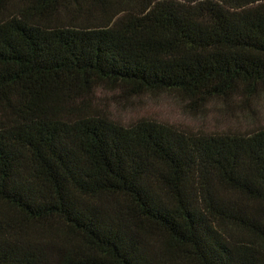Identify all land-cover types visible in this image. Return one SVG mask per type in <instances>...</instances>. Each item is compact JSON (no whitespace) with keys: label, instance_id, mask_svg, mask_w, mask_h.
<instances>
[{"label":"trees","instance_id":"obj_1","mask_svg":"<svg viewBox=\"0 0 264 264\" xmlns=\"http://www.w3.org/2000/svg\"><path fill=\"white\" fill-rule=\"evenodd\" d=\"M196 114L264 93V0H0V264H264V122Z\"/></svg>","mask_w":264,"mask_h":264},{"label":"rangeland","instance_id":"obj_2","mask_svg":"<svg viewBox=\"0 0 264 264\" xmlns=\"http://www.w3.org/2000/svg\"><path fill=\"white\" fill-rule=\"evenodd\" d=\"M99 95L108 99L114 118L124 123L143 116H152L169 123H176L193 129L246 128L257 122H264V93L253 100L251 105L228 109L220 100H213L208 110L194 113L183 108L181 102L169 93L159 97L144 95L128 101L115 97L114 92L101 91Z\"/></svg>","mask_w":264,"mask_h":264}]
</instances>
